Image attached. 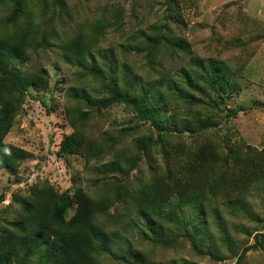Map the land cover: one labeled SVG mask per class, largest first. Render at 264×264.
Returning a JSON list of instances; mask_svg holds the SVG:
<instances>
[{
	"label": "trees",
	"instance_id": "16d2710c",
	"mask_svg": "<svg viewBox=\"0 0 264 264\" xmlns=\"http://www.w3.org/2000/svg\"><path fill=\"white\" fill-rule=\"evenodd\" d=\"M65 6V0H0V169L15 172L31 156L4 139L26 97L31 96L30 89L48 88V72L34 61V56L40 58V53L52 48L56 40L61 59L78 73L76 84L67 92L72 105L64 110L73 132L62 138L58 153L78 154L87 160L92 156L99 161L105 156L101 152L108 149L106 153L113 160L102 166L101 174H106L120 172L129 163L133 165L134 158H128L133 152L137 160L145 156L150 173L128 186L112 184L106 193L97 196L81 187L60 192L48 182L33 183L23 194H12L13 216L0 219V264H102L101 257L109 249L108 235L116 234L107 232L108 221L113 218L121 219L122 224L135 218L132 225L139 226L140 236L149 234L154 244L173 246L181 236L190 241L196 253L218 261L224 260L226 251L236 257L234 264H239L248 250L262 245L264 233L255 234L254 243L237 252L232 241L234 233L249 236L251 232L235 224L227 230L223 219L237 215L259 222L246 199L252 191L262 188L264 192V149L257 151L237 144L220 154L209 143L185 148L170 140L171 129L194 132L215 124L211 117L193 113L191 108L214 102L212 97L224 99L222 91L231 80L228 68L219 61L205 65L190 56V65L182 68L180 80H175V59L190 55L191 50L184 40L154 26L149 33L139 32L137 50L145 49L142 73L148 83L136 91L119 80L111 52L102 55L97 50L94 54L95 42L101 35L99 24H94L88 33L80 30L58 41L50 16L56 10L63 14ZM39 14H50L44 26ZM114 17L118 20L117 14ZM96 83L100 91L93 88ZM179 102L185 103L187 110L169 113L167 106L172 103L178 107ZM115 104H124L135 120L148 122L154 131L134 139L132 151L129 144L121 142V150L112 152L113 144L120 141L126 128L120 129L118 137L103 142L90 138L81 127V119H87L82 107L100 111ZM152 146L160 147L162 167L151 162ZM114 198L123 203L124 209L111 215L109 208ZM262 201L264 204V196ZM170 223L173 236L166 237L164 231L170 229ZM129 250L120 260L157 264Z\"/></svg>",
	"mask_w": 264,
	"mask_h": 264
},
{
	"label": "rangeland",
	"instance_id": "374dc122",
	"mask_svg": "<svg viewBox=\"0 0 264 264\" xmlns=\"http://www.w3.org/2000/svg\"><path fill=\"white\" fill-rule=\"evenodd\" d=\"M65 1L63 14L58 10L52 16L39 14L41 24L44 26V23L49 22L50 16L57 28L58 41L72 37L80 30L88 33L94 24H99L101 35L95 42L94 54L96 55L97 50L102 55H109L111 52L119 80L126 86H134L136 91L142 84L148 83V78L142 73L146 59L145 49L137 50V43H140L139 32L149 33L154 26H160V32L170 31L174 38L184 40L191 50L190 55L175 59V71L172 73L175 80L179 81L180 70L190 65V56L202 60L205 65L212 61L225 64L231 73V80L222 91L224 99L220 101L212 97L211 101L215 100L214 102L191 108L193 113L196 111L204 117H211L215 124L194 132L171 129L170 140L173 144L192 148L205 142L220 154L228 152L237 144L257 151L264 149V0ZM115 14L118 20L114 17ZM53 41L54 46L41 52L40 58L34 56V61L42 64L48 72L49 86L40 91L30 89L31 96L26 97L4 139L6 143L28 151L31 156L15 172L0 169V219H11L13 216L15 206L11 204V195L23 194L33 183L48 182L60 192L81 187L97 196L102 192L106 193L114 184L128 186L139 178H146L150 173L145 156L141 155L137 160L133 152L128 154L129 159L134 158L133 165L130 166L129 163L120 172L113 170L106 174H101L104 173L101 172L102 166L113 160L106 153L108 149L101 152L105 156L99 161L92 156L87 160L78 154L62 156L58 153L62 138L73 132L64 110L72 105L67 92L69 87L76 84L78 73L73 66L61 59L57 50L59 42ZM96 57L101 63L98 54ZM95 86L93 88L100 91L99 84L96 83ZM167 107L169 113L175 109L179 113L187 110L186 104L182 102H179L178 107L172 103ZM81 111L87 114V119H81V127L92 139L105 142L106 138L118 137L121 128L128 129L119 138L120 141L113 144L112 152L121 150V142L129 144L132 151L134 139L154 133L148 122L135 120V115L124 104H115L100 111L82 107ZM135 123L137 126H134ZM177 128L180 130V126ZM150 151L153 156L152 164L162 167L164 161L160 147L152 146ZM97 168L101 176L97 174ZM263 196V189L260 188L252 191L246 199L259 222L237 215L223 219L227 230H231L235 224L242 225L251 232L249 236L234 233L235 239L232 241L237 252L244 246L253 244L255 234L264 233ZM123 209V203L114 198L109 212L111 215L120 214ZM134 220L135 218L124 224L117 218L108 221V234H116L108 235L109 249L101 257L102 264H133L120 260L128 248L157 264L236 262V257L226 251L224 260L218 261L207 254L196 253L190 241L181 236L177 237V243L173 246L154 244L150 241L149 234L140 236L139 226L132 225ZM169 227L167 232L164 231L166 237L173 236L171 223ZM213 227L214 224L211 223L209 229L212 230ZM239 264H264V238L262 245L248 250Z\"/></svg>",
	"mask_w": 264,
	"mask_h": 264
}]
</instances>
